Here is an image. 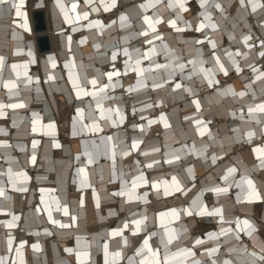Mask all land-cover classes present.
Returning a JSON list of instances; mask_svg holds the SVG:
<instances>
[{"label":"bare ground","instance_id":"bare-ground-1","mask_svg":"<svg viewBox=\"0 0 264 264\" xmlns=\"http://www.w3.org/2000/svg\"><path fill=\"white\" fill-rule=\"evenodd\" d=\"M28 2L25 0L21 9L25 17H17L15 10L9 11L7 6L0 7V57L4 58L0 67V103L24 105L6 107L0 115V141H6V145H0V186L10 198L0 197V208L4 209L0 213V257L5 264L9 259L14 264H79L77 251L89 253L84 264H105V243L108 264H140L145 258L158 264H179L183 258L173 260L172 256L183 249L195 253L183 259V264H252L264 256V157L254 151L264 147V113L248 114L249 107L264 103V77L257 79L264 72V56H260L264 52V7L252 11V3L264 5V0H245L244 6L239 0H207L203 6L201 0H185L187 11L169 7V0H116L114 7L111 0H104V4L100 0H92L91 4L62 0L69 10L72 3H77L76 11H69L72 17L89 13L87 20L73 24L66 21L57 0ZM106 6L108 11L104 10ZM34 10L45 12V33L52 45L46 53L37 48ZM206 15L211 16L210 21ZM121 16L127 20L122 22ZM145 16L161 20L156 29L162 40L153 38ZM25 18L28 29L20 27ZM170 20H175L176 28L182 31L173 28ZM94 21H100L103 27L90 28L88 25ZM201 22L217 27L197 31ZM245 36L251 37V48L244 44ZM148 40H152L151 45ZM210 40L216 43L215 49ZM124 49L129 56L124 55ZM237 51L242 55L235 56ZM113 52L118 53L115 61ZM226 53L234 54L241 71L237 72ZM216 56L227 75L218 70ZM137 59L141 61L139 68L145 71H133ZM179 64L185 65L183 70ZM12 65L19 67L13 69ZM201 66L211 73L205 76ZM113 71L120 75L113 77L111 84L116 86L106 90L101 106L120 111H105L102 117L96 98L84 96L81 90L97 91L109 83L106 73ZM224 76L228 78L226 82H222ZM92 79L98 81L96 88L88 83ZM209 79L213 81L211 86ZM73 80L78 81L77 88ZM8 81H14L17 87L6 88ZM177 83L181 88H175ZM241 91L246 95H233ZM60 102L62 107H70L63 123L57 119ZM77 109L84 110L83 121ZM162 115L165 119H161ZM197 120L201 121L199 125ZM50 123L55 124L54 129L48 128ZM94 123L102 131H92ZM201 128L206 129L203 136ZM65 132L72 142L63 140L61 134ZM249 132L254 133L251 138ZM133 141L141 142L138 149L130 147ZM85 151L92 154L91 164ZM176 155L179 160L173 159ZM169 159H173L171 164L166 162ZM149 163H153L152 168L146 167ZM233 167L237 171L225 181L223 177ZM9 168L13 173H27L25 191L16 190L20 183L13 187L8 179ZM81 168L88 174L90 187L81 188ZM141 172L149 183L137 181L133 191L131 182ZM173 176L182 191L175 190ZM248 179L258 198L250 197ZM165 180L169 181L167 185ZM153 182L160 187H153ZM217 187H227L228 191H212ZM165 188L169 195H164ZM122 191L132 192L133 199L117 195ZM65 204L69 215L63 213ZM203 206L208 211L222 209L223 220L217 215H198ZM253 206L262 207L260 216L250 211ZM172 209L177 210L178 217ZM189 209L192 215H187ZM49 210L52 220L59 224L49 220ZM160 213L166 215L161 217ZM13 215L19 219L14 221L15 227L8 228ZM133 220H143L139 231ZM243 220L254 228L251 236ZM125 223L128 228H124ZM205 223L213 227L203 230ZM116 229H122L123 235L112 237ZM170 236L175 237L171 243ZM9 238L13 239L11 250ZM145 239L155 256L138 255L142 248L147 253ZM197 239L203 243L196 244ZM21 242H25L24 247L19 249ZM33 245H39L38 249ZM211 249L216 251L209 254ZM116 252L121 255L115 257ZM253 252L257 257L251 255Z\"/></svg>","mask_w":264,"mask_h":264},{"label":"snow or ice","instance_id":"snow-or-ice-1","mask_svg":"<svg viewBox=\"0 0 264 264\" xmlns=\"http://www.w3.org/2000/svg\"><path fill=\"white\" fill-rule=\"evenodd\" d=\"M159 2V0H157V3ZM207 2V0H201V3H202V6L203 4H205ZM241 6H244L245 5V0H239ZM249 2L251 3V0H249ZM24 3H25V0H19V2L17 3L16 0H0V7H3V6H7L9 11L11 10H15V15L17 17H25V13H23L21 11V9L23 8L24 6ZM57 3L58 5L60 6V9L61 11L64 13V17L66 19V21L69 23V24H73L74 22H77V21H80V20H87L88 19V16H89V13L88 12H83V14H80V13H76L75 17H72L69 15V11L71 12H75L78 5L77 3H72L71 5V9H67V7L63 4L62 0H57ZM85 3L86 4H91L92 3V0H85ZM100 3L101 4H104V0H100ZM116 4V0H111V6L114 7ZM149 5H141L142 8H145ZM150 6H155L154 4L150 5ZM217 8H220L221 5L219 4H216L215 5ZM169 7H179L182 11H187L186 7H185V0H169ZM257 7H264V5H258L256 3H252V11L255 12L256 11V8ZM95 11V9H93ZM105 11H108L109 10V7L106 6ZM205 19L206 20H211V16L210 15H206L205 16ZM120 20L123 22V21H126L127 20V17L126 16H121L120 17ZM144 21L147 23L148 25V28L151 30V32L154 34V39H159V40H162V36L159 35L157 33V29H156V25L161 23V20L158 18L156 19L155 21L152 20L151 17H148V16H145L144 17ZM168 23L173 27V28H176V21L175 20H170L168 21ZM90 28L91 27H103L102 23L100 21H94V22H91L89 25H88ZM21 28H24V29H28V24H27V20L25 18L24 20V23H22L20 25ZM206 27H210L212 29H215L217 26L215 24H205L203 22L200 23L199 27L196 29L197 31H202L203 29H205ZM76 29L73 28V31H75ZM177 31H182V29H179V28H176ZM143 35L147 36L148 35V32H144ZM251 39L250 36H245L243 37V42L244 44H246L249 48L252 47L251 44H249V40ZM71 38L69 37V42H70ZM83 43V41H81ZM147 43L149 45L152 44V40H148ZM197 43H202L200 41H198ZM211 47L213 49L216 48V43L214 41H209ZM261 45L264 46V41H261ZM97 48H99V45H96ZM165 47H167L165 45ZM124 55L125 56H129V53H128V50L127 49H124ZM152 51L154 52L155 49H152ZM117 52H113L112 53V60L115 61L116 58H117ZM29 56L32 55L31 51H29L28 53ZM226 55L228 56V58L232 61L233 65L236 67V70L237 72L241 71L242 69H240L237 61L234 59V54L233 53H226ZM242 55L239 51H237L235 53V56H240ZM260 56H264V52H260ZM145 58H147V56H145ZM52 59V58H50ZM3 60L4 58L3 57H0V67L3 66ZM34 62V61H33ZM141 61L139 59L136 60V66L133 68V71H137L139 70L140 72H143L145 71L144 69H140L139 68V65H140ZM190 63L193 64V66H195V62L194 61H190ZM215 63L219 66L218 67V70L220 71H223L225 75H227V69L224 67V65L220 62V58L219 56H216L215 57ZM203 64V62L201 61V65ZM53 67H55V63L53 62ZM17 67H19L18 65H12V68L13 69H16ZM23 67L25 69H27V65H23ZM65 67H69L68 64L65 65ZM126 67H127V62H126ZM157 67H161L160 65H157ZM178 67L183 70V68L185 67V65L183 64H179ZM200 71L204 73L205 76H208L210 73H211V70L210 69H204L202 66L200 68ZM253 71H256V69L253 68ZM17 75L19 76L20 73H17ZM24 75L27 76V72L25 71L24 72ZM120 73L118 71H113V72H108L106 73V76H107V79L109 81V83L107 84H103L102 86H100L98 88L97 91H87V90H81L83 92V95L84 96H92L93 98H96L97 100V108L100 109V112H101V116L103 117L104 116V112L107 111L108 113H112V112H115L116 114H119V108H116L115 110L113 109H103L102 106H101V99L103 98V96L106 95V90H108L110 87H115L116 85H113L111 84V81L113 79L114 76H119ZM262 77H264V72H261L259 76H257V79H261ZM71 72H70V79H71ZM51 79V77H50ZM29 83L31 82V78H29ZM209 85L211 86L213 81L211 79H209ZM88 83L93 87V88H96L97 84H98V81L96 79H92L91 81H88ZM216 83H218V81H216ZM6 88H9V89H14L17 87L16 83L14 81H8L7 83H5L4 85ZM79 85H78V81L77 80H73V87L74 88H77ZM156 87H162V85H159L157 84ZM250 87V86H249ZM175 88L179 89L181 88V84L180 83H177L175 85ZM229 91H231V89H229ZM77 95L79 96L80 95V92L77 93ZM233 95H239L240 97H243L246 95L245 92L241 91L239 92L238 94L233 92ZM197 103V108H199V104L198 102ZM12 108V109H15V108H22L24 107V105L22 103H19V104H9V105H4L3 103H0V115H3L4 112L3 110L5 108ZM77 112L79 113V117H80V120L83 121V118H84V110L83 109H77ZM254 112H259V113H264V103H260L258 105H256L255 107H249L248 108V114L251 115L252 113ZM255 118V117H253ZM161 119H165V117H161ZM120 120L121 122L123 121V116L120 117ZM115 123V121H114ZM149 123H154V121H150ZM196 123L199 125L201 123V121L197 120ZM167 123H165V127H167ZM85 127H87V125H85ZM48 128L49 129H54L55 128V124L54 123H50L48 125ZM92 131H102V129L99 127V125L97 124H93L92 126ZM205 128H201L200 129V134L203 136L204 135V132H205ZM2 131V130H0ZM33 131H36L35 128H33ZM54 133L50 132L49 135H52ZM73 135H75V132H73ZM254 135V133L252 132H249L248 133V136L249 138H251L252 136ZM108 140H111V137H107ZM35 143L33 144V147L35 148ZM140 141H133L132 145L130 146L132 149H138L139 148V145H140ZM0 145H6V141H0ZM56 147H60L59 144H56ZM194 147V146H193ZM154 152H158L159 149H153ZM254 151H256L257 153L260 154L261 157H264V147H260V148H256ZM113 154L115 155V146H113ZM130 153L128 152H125L124 155H128ZM84 155H86L88 157V163L91 164L93 162V157H92V154L85 151ZM144 155H148V153H144ZM32 161L35 162V155L33 154L32 157H31ZM77 159L79 160V156H77ZM174 160H179L180 157L178 155L174 156L173 157ZM173 159H169L167 160L166 162L171 164L173 162ZM212 160L213 162H215L216 160V157H212ZM138 163V162H137ZM153 163H158L156 161H154ZM153 163H149L147 164V168H152L153 167ZM262 163H264V161H262ZM192 170L189 169V172H191ZM237 171L236 168H229L227 170V174L223 177V179L225 181L228 180V177L229 175L235 173ZM78 172H81L83 173V178L81 180V188H84L86 186L90 187V184H88V174L87 172L85 171V169L81 168V169H78ZM8 179L9 181L12 183L13 187H15L17 185V183H20L21 186L19 188H17L16 190L17 191H25L26 188L23 186L24 183L27 182V180L29 179L27 177V173L25 172H22V171H19V172H15L13 173V170L12 168H9L8 169ZM137 181H142L143 184H148L149 181L147 180V178L144 176L143 172H141V174L137 177H135L132 182H131V188L133 189V191L135 190V188L138 186L137 185ZM171 182L173 184H175L176 186V191H182L181 189V186H180V183L179 181L177 180V178L175 176H173L171 178ZM127 183V182H125ZM163 183L165 185H167L169 183V181L165 180L163 181ZM247 183L248 185L251 187L252 191L251 193L249 194L250 197L252 196H255L256 198H258V194L256 193L255 191V187L253 185V182L248 179L247 180ZM153 187L155 188H159L160 185L156 182H153L152 184ZM42 192L45 191V190H41ZM212 191L216 192V193H221V192H227L228 191V188L227 187H224V188H220V187H217V188H214L212 189ZM169 191L165 188L164 190V195H169ZM117 195H127L128 196V199L131 201L133 199V194L132 192H128V193H125V192H120V193H117ZM147 195V193H145V196ZM0 197H4L6 199H10L9 197H6L5 196V188L3 186H0ZM43 199V198H42ZM83 203V201H81V204ZM193 203L195 204L196 202L193 201ZM97 207H99V200L97 198ZM4 212V209L3 208H0V213H3ZM171 212L174 214V215H177L178 217V213H177V210L176 209H172ZM63 213L64 215H69V211H68V207L67 205L65 204L63 206ZM198 215H209V216H212V215H217L221 218V220H223V215H222V209H215L213 211H208L207 210V207L206 206H203L201 207L200 211L197 213ZM164 215H166V213H160V216L163 217ZM187 215H192V211L189 209L187 210ZM48 218L49 220L54 223V224H59V221H56V220H52V212L51 210L48 211ZM19 217L18 216H15L13 215V222H9L7 223V227L8 228H13L15 227V223L14 221L18 220ZM73 220H75L76 218L75 217H72ZM144 219L146 220L147 217H144ZM132 223L136 226V231H139L140 230V225L143 223V220H133ZM240 221L237 222V227L240 226ZM243 225L249 229L248 231V235L251 236L252 235V232L254 231V228H252L250 222L248 220H243L242 221ZM60 227H68V225H64V224H60ZM124 228H128V224L125 223L124 224ZM227 231H232V229H228ZM224 234V233H222ZM123 235V230L122 229H116V230H113L112 233H111V236L112 237H117V236H122ZM210 237L211 238H214L212 237V235L210 234ZM175 239V237L173 236H170L169 237V243H171V241ZM24 243L25 242H21L20 245H19V249H22L24 247ZM203 243L202 240H199L197 239L196 240V244H201ZM7 244H8V247H9V250L12 249V245H13V239L12 238H9L8 241H7ZM144 246L145 248H147V253L144 252V248H142L140 250V252H138V255L140 254H145V256H147L148 254H151L152 256H155L156 253L153 252V250L151 249V247L149 246V241L148 239H145L144 240ZM33 249H38L39 245H33L32 246ZM19 249H17V252L19 253ZM104 250H105V256H106V260H105V264H108V261H107V253H108V244L105 243L104 244ZM65 251L67 252H72L73 250L72 249H66ZM209 251V254H212L213 252L216 251V249H211V250H208ZM89 253L87 251H77L76 252V256H77V259L79 261V264H84V260L87 259ZM115 257H119L121 254L119 252H116L113 254ZM253 257H257V254L255 252H253L251 254ZM189 256H192L194 257L195 256V253L191 251V249H183L181 250L180 252H177V253H174L173 256H172V259L175 260L177 257H181L183 259H186L187 257ZM84 258V259H81V258ZM168 257L166 256L165 257V261L167 262L168 261ZM183 259H181V261L179 262V264H183ZM0 264H5L4 262V258L3 257H0ZM140 264H158V262H150L148 261L146 258L141 260L140 261ZM194 264H199V261H195ZM213 264H215V262H213ZM223 264H230L229 261H223ZM252 264H264V256H259L257 257V259L253 260Z\"/></svg>","mask_w":264,"mask_h":264},{"label":"water","instance_id":"water-1","mask_svg":"<svg viewBox=\"0 0 264 264\" xmlns=\"http://www.w3.org/2000/svg\"><path fill=\"white\" fill-rule=\"evenodd\" d=\"M32 20L34 30L36 32V44L38 51L40 53H46L51 50V40L50 36L46 34L48 25L46 21V16L44 10H34L32 12Z\"/></svg>","mask_w":264,"mask_h":264},{"label":"rangeland","instance_id":"rangeland-1","mask_svg":"<svg viewBox=\"0 0 264 264\" xmlns=\"http://www.w3.org/2000/svg\"><path fill=\"white\" fill-rule=\"evenodd\" d=\"M32 0H29V4H30V2H31ZM264 63V62H263ZM226 79H228L227 78V76H224V81H222V82H226ZM230 79V78H229ZM234 80V79H233ZM232 80V81H233ZM61 105H63L62 104V102H60V106H59V111H58V113H59V115L57 116V119L60 121H62V123H63V121H64V119H66L67 118V116H68V114H69V109H70V107L68 106V105H65V106H61ZM61 108V109H60ZM60 118V119H59ZM68 132H65V133H62V138H63V140H65V141H68V142H72L73 141V139H71V138H69L68 136ZM129 143H131V142H129ZM70 193H71V191H70V189H69V191H68V194L70 195ZM261 209H262V207L261 206H253L251 209H250V211L251 212H254V213H256L258 216H260V214H261ZM119 215H121L120 213H119ZM203 226V227H202ZM201 226V228L203 229V230H207V229H210V228H212L213 226H211V225H208V224H203ZM204 227H206L205 229H204Z\"/></svg>","mask_w":264,"mask_h":264},{"label":"built area","instance_id":"built-area-1","mask_svg":"<svg viewBox=\"0 0 264 264\" xmlns=\"http://www.w3.org/2000/svg\"><path fill=\"white\" fill-rule=\"evenodd\" d=\"M70 244H74V241H70ZM263 253H264V247H263V249H261V254H263ZM14 263L15 262H13V259L12 260L9 259V264H14ZM117 264H123V261H119Z\"/></svg>","mask_w":264,"mask_h":264},{"label":"crops","instance_id":"crops-1","mask_svg":"<svg viewBox=\"0 0 264 264\" xmlns=\"http://www.w3.org/2000/svg\"><path fill=\"white\" fill-rule=\"evenodd\" d=\"M25 77V76H24ZM33 225V224H32ZM33 227V226H32ZM206 227H204V229H205Z\"/></svg>","mask_w":264,"mask_h":264}]
</instances>
